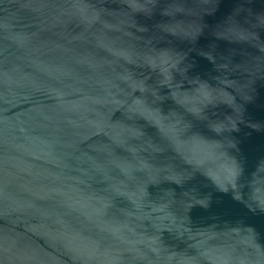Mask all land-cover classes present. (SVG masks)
I'll return each mask as SVG.
<instances>
[{"label": "water", "instance_id": "water-1", "mask_svg": "<svg viewBox=\"0 0 264 264\" xmlns=\"http://www.w3.org/2000/svg\"><path fill=\"white\" fill-rule=\"evenodd\" d=\"M0 264H264V0H0Z\"/></svg>", "mask_w": 264, "mask_h": 264}]
</instances>
